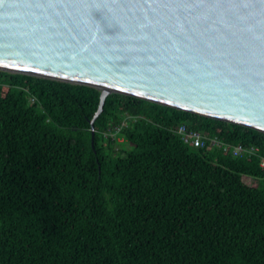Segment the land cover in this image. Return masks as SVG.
I'll list each match as a JSON object with an SVG mask.
<instances>
[{
	"label": "trees",
	"instance_id": "obj_1",
	"mask_svg": "<svg viewBox=\"0 0 264 264\" xmlns=\"http://www.w3.org/2000/svg\"><path fill=\"white\" fill-rule=\"evenodd\" d=\"M99 98L0 71V264H264V133L110 94L91 142Z\"/></svg>",
	"mask_w": 264,
	"mask_h": 264
},
{
	"label": "water",
	"instance_id": "obj_2",
	"mask_svg": "<svg viewBox=\"0 0 264 264\" xmlns=\"http://www.w3.org/2000/svg\"><path fill=\"white\" fill-rule=\"evenodd\" d=\"M0 71L264 133V0H0Z\"/></svg>",
	"mask_w": 264,
	"mask_h": 264
},
{
	"label": "built area",
	"instance_id": "obj_3",
	"mask_svg": "<svg viewBox=\"0 0 264 264\" xmlns=\"http://www.w3.org/2000/svg\"><path fill=\"white\" fill-rule=\"evenodd\" d=\"M119 130H120L119 127L114 128L113 132L111 133L112 136H114V134L117 133ZM173 133L179 135L185 144L195 149H200V148L201 149L209 148V150L218 149V150H222L223 152L230 153L233 157H239L245 153L248 156H253L256 155L258 151V149L255 148L246 149L242 145L230 146L221 143L216 138H210L202 132L190 130L185 125H180L175 127L173 129ZM260 166L264 168V158L261 159Z\"/></svg>",
	"mask_w": 264,
	"mask_h": 264
},
{
	"label": "rangeland",
	"instance_id": "obj_4",
	"mask_svg": "<svg viewBox=\"0 0 264 264\" xmlns=\"http://www.w3.org/2000/svg\"><path fill=\"white\" fill-rule=\"evenodd\" d=\"M117 141L119 142V143H122V139H117ZM128 146V145H127ZM256 182L254 181V180H252V184H255Z\"/></svg>",
	"mask_w": 264,
	"mask_h": 264
}]
</instances>
